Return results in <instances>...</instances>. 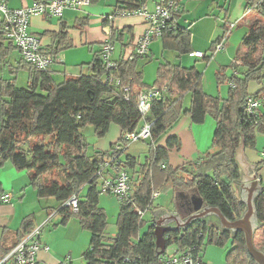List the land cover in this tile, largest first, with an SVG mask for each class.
<instances>
[{
  "label": "trees",
  "instance_id": "obj_1",
  "mask_svg": "<svg viewBox=\"0 0 264 264\" xmlns=\"http://www.w3.org/2000/svg\"><path fill=\"white\" fill-rule=\"evenodd\" d=\"M176 1L178 12L160 39L164 47L188 54L192 51L190 31L176 20L184 12L181 0ZM146 2L116 0L112 16H117V11L135 10ZM245 7L249 14L244 20L249 23L230 64L232 72L227 75L225 65L214 73L217 85H228L226 97L205 93L202 72L195 66L171 62L160 64L152 85H145L137 64L142 58L150 60L148 52H133L127 58L111 60L113 65L108 66L101 59V50L97 51L86 65L89 72L58 83L50 68L38 70L21 59L11 73L26 68L29 79L25 86H18L15 77H0V167L10 163L17 171H25L28 185L36 190L39 200H56V206L47 207L59 217L55 225L75 219L90 233V244L83 252L84 264H161L171 246L176 251L191 247L202 259L209 244L225 247L226 264H255L241 231L222 229L204 219L194 220L185 229L165 232L166 249L159 254L154 242L155 218L144 219L145 213L155 209L153 192L164 189L195 191L206 205L218 207L230 220L240 217L245 209L232 183L240 175L235 151L241 141L245 148H254L255 133L264 132V114H248L243 108L249 97L264 94V0H245ZM67 28L61 23L57 32L50 33L53 43L45 51L55 57L57 45L67 40ZM221 29L211 51L216 43L226 40L229 24L222 23ZM113 39L111 33V44ZM13 50L14 46L0 32V64ZM211 56L203 57L209 61ZM250 81L261 86L254 93L248 91ZM149 86L164 87L165 93L161 99H153L148 112L142 114L137 96ZM186 95L190 96L188 105L184 104ZM183 115L198 124L208 116L215 128L207 151L194 161L173 167L167 163L168 154L179 148L178 139L169 137L164 146L157 145V141ZM141 122L150 125V136L144 139L148 142L147 155L142 162L129 154L122 158L129 143L125 135L138 132ZM112 123L119 128L118 139L107 150L87 154L83 128L90 125L93 133L102 137ZM111 158L127 170L130 180L127 195L119 199L115 232L108 234L106 212L99 205L102 192L97 172ZM262 166L264 156L257 163V168ZM72 195L77 198L76 211L65 205ZM254 203L259 224L254 242L264 253V242H259L264 240V184ZM35 219L34 213L21 219L11 246H5L0 238V259L33 229ZM145 225L146 231L141 232Z\"/></svg>",
  "mask_w": 264,
  "mask_h": 264
},
{
  "label": "crops",
  "instance_id": "obj_2",
  "mask_svg": "<svg viewBox=\"0 0 264 264\" xmlns=\"http://www.w3.org/2000/svg\"><path fill=\"white\" fill-rule=\"evenodd\" d=\"M15 1H17L16 6H9V0H7L8 7L21 8L23 6H29L33 3L34 0H15ZM149 1L150 0H147L146 5L148 6L149 9H151L157 0H151V4L149 3ZM115 3L116 0H95L94 2H90L87 6H84L82 8L65 9L62 12V15L59 17H48L45 15H36L31 17L29 29L33 34L39 37L41 44L44 48H47L49 45L53 43L52 35L50 33L57 32L61 23L66 24V26L68 27L67 40L65 43L57 45L55 61L50 66V69L52 70V76L55 82L58 83L67 77H76L80 73L89 72L86 66L87 63L91 61L92 57L97 51L101 50L103 43L107 39L110 40L111 33L112 34L114 33V39L112 41L113 51L115 50V44L117 43V41L120 43V47H119L118 56L113 57L111 53L110 60H115L118 58H127L131 54H133L137 38L145 30L146 23L144 22L143 17L140 15L112 16L113 11L115 10ZM180 4H182L184 8L182 0L180 1ZM231 5L232 2H230V6L228 8L230 10L225 12V14L227 15L230 14L228 15L229 18H224L221 24L224 22H227L228 24L230 23L234 24V26L230 28L227 34V38L224 41V45H223V48L225 49L224 54L234 60L235 55L234 52L232 51V48H230L229 46L227 47L229 43L228 40L229 38L232 39L234 35L236 34L238 35L240 33H242L241 37H243V35L246 33L247 30L245 32L239 30L235 33H233V30L235 29L236 26L240 25L241 22H244L245 27L248 28L249 21L244 20V18L248 16L249 13H247L248 9L245 7V0H235L234 6L232 7ZM183 16L184 14L182 12V14L179 17H177L176 20L179 24L181 21L180 19ZM77 21L78 24L80 25H77ZM185 22L191 24L192 21L187 22V20H185ZM221 33H222V29L221 32L217 34V36H219ZM216 37L214 38V40L216 39ZM155 39L156 38L151 40L148 47V53L151 56L154 55L153 44ZM212 42L209 47L210 52H211ZM54 45L56 47V43H54ZM191 49L192 51L201 52L200 49H196V48L194 49V45L192 42H191ZM202 53L209 55L206 52H202ZM214 55L211 56L209 61H206L204 57L201 58L209 63L208 67L211 68L209 77L212 78V80L208 82V86H204L202 81V88L204 92L207 93L208 95L211 96L219 95L221 97H226L224 96V92H223V87L226 85L224 84L217 85L214 76L216 69L219 66H225V65L220 62H217L216 58L215 60L214 58L212 59ZM193 58H200V57H193ZM19 60H20V56L18 50L14 47V50L11 52V54H9L4 60V62L1 64L6 65V67H8L10 71H14L16 65L19 66V64H17ZM17 71L16 74L19 72ZM0 77L5 78V76H0ZM17 77L15 76L16 84H17ZM5 79H10V78H5ZM28 79H29V75L27 70L26 80L28 81ZM143 83L145 85H150L149 83L145 82L144 79H143ZM260 87L261 86L258 84L249 83L248 91L254 93ZM258 111L260 114H264V100L262 101ZM143 124L144 123L141 124V127ZM214 128H215V122L213 121V119H211L208 116L205 117L202 123L198 124L192 122L191 118L188 115H183L169 129L170 131L168 130L169 133L168 132L167 133L169 134V136L165 135V137L161 139V142L157 141V145L164 146L167 136L176 137V139H178L179 148L171 149L169 151L170 153L168 154V160H167V163L169 165L176 167L183 164L186 161L196 160L211 147ZM107 149L96 148L94 150H107ZM242 153L246 158L247 162L255 165L254 166V174L256 177L255 180H257L261 191L262 185L264 184V166L257 168V163L264 156V132L262 131L256 132L254 148L243 147ZM20 174L22 173L17 171L10 163H6L4 167L0 169V238L2 237L4 239L5 246H11L13 244L14 233L16 230L12 231L11 229L12 225H18L19 227L20 221L25 215L34 213L36 216L35 224L37 225L41 223L44 219H46L47 216L53 213L52 211L47 210V207H53L50 203H48L49 201L47 200L49 199H45V205L41 207L42 211L39 214H36L35 210L29 212V210L23 209V207L19 208L21 203L13 201V199L11 198L9 202L1 201V196L3 194L9 193L13 195L16 186L12 179H17L16 177L20 178V176L22 178L24 176ZM239 179H240V175L239 178L232 183V185L235 191V195L245 206V202L242 201L239 196V185L237 183L249 182L252 181V179L241 182L237 181ZM27 184H28V180H27ZM156 191H160V190H156ZM179 192L181 191L172 190V201H173L172 207H167L161 204H157L155 205V209H159V208L165 209L166 213L177 214L179 220H182L191 213L195 212L197 209L201 208V204L199 203V197L195 191L194 192L197 196L196 199H191L193 191H186L181 193ZM258 194L254 197V202ZM107 212L108 209L106 213ZM146 214L147 213H145L144 217L146 216ZM151 216L155 218L153 211H150V217ZM58 221H59V217L57 216V214L54 213L50 217V221L48 222V224L41 230L39 235V240L41 246H45L47 247V249L46 250L40 249L37 252L36 264H60V263L84 264L83 252L88 248L90 244V239H91L90 233L88 231L83 230L79 225L78 221L75 219H70L65 224L55 225V223H57ZM261 241L264 242L263 239H260L259 242ZM203 252H204V257L202 256L201 264H226L225 247L224 250H222L213 246H206Z\"/></svg>",
  "mask_w": 264,
  "mask_h": 264
},
{
  "label": "built area",
  "instance_id": "obj_3",
  "mask_svg": "<svg viewBox=\"0 0 264 264\" xmlns=\"http://www.w3.org/2000/svg\"><path fill=\"white\" fill-rule=\"evenodd\" d=\"M90 0H34L29 6L21 8H9L7 0H0V32L3 38L10 42L17 50L20 59L33 68L38 70H47L55 61V57L45 51L39 37L33 34L30 27L31 17L36 15H45L48 17H59L65 9H77L87 6ZM179 3L176 0H162L155 2L151 9L146 4L131 11H117V15H140L146 23L145 30L137 38L134 53L146 54L152 39L159 38L163 30L171 25L173 16L178 12ZM233 23L229 24L232 28ZM224 39L216 43L214 50L223 48ZM113 51V45L107 39L101 48V59L112 66L110 55ZM190 57L204 56L200 51H191ZM229 85H232L229 83ZM165 93L164 87L149 86L138 93L137 107L142 114H146L150 108L153 99H161ZM264 100V94L257 98L249 97L244 103L243 108L246 113L253 114L257 112ZM150 136V125L144 123L135 133H128L125 139L129 142L135 140H144ZM118 148V147H117ZM106 166L97 172L100 177V190L102 193L116 196L118 199L128 193L129 175L119 161L111 158ZM159 191H154L152 198L155 199ZM2 202L10 201V194L1 196ZM65 205L70 206L73 211L77 210V198L72 195L65 201ZM141 213V212H139ZM54 212L47 216L40 224L31 229L20 241H18L10 251L0 259V264H36V254L40 249H47L41 246L39 235L41 230L48 224L50 217ZM142 214V213H141ZM169 252L166 249L165 260L161 264H201V255L195 253L191 247L183 251H176L174 247ZM67 261V260H66Z\"/></svg>",
  "mask_w": 264,
  "mask_h": 264
},
{
  "label": "rangeland",
  "instance_id": "obj_4",
  "mask_svg": "<svg viewBox=\"0 0 264 264\" xmlns=\"http://www.w3.org/2000/svg\"><path fill=\"white\" fill-rule=\"evenodd\" d=\"M235 0H182V3L184 5L185 11L183 12L184 16L180 19V24L183 26H188L190 28V38L191 42L194 45V49H200L201 52H206L208 54L214 55L212 59L216 58L217 62H220L224 65H228L226 68V74L230 75L232 72V68L230 67L231 62L233 61L232 58H229L226 56L225 49L222 50H209L211 42L214 40V38L217 36L219 32H221V22L224 18H229L228 15L225 14L226 11L230 10L228 9L230 6V2H232V7L234 6ZM151 4V0L149 1ZM17 1L15 0H9V6H16ZM227 9V10H226ZM232 9V8H231ZM191 22L190 23H186ZM241 30L242 32H245L247 28L244 25V22H241L240 25L236 26L233 30V33ZM242 33L234 35L232 39L229 38L228 45L230 48H232V51L235 55V50L237 46L239 45L241 41ZM119 47L120 43L117 41L115 44V50L112 51V56H118L119 54ZM226 47V48H227ZM153 52L154 55L151 56L150 60L147 59H140L137 67L143 70V76L145 82L152 85L155 77H156V70L157 67L160 64H164L166 62H171L174 64H181L185 67H191L195 66L199 71L202 72V81L204 86H208V82L212 80V78L209 77V73L211 68L208 67L209 63L206 62L204 59L201 58H193L189 57L187 53L179 54L177 51L164 47L162 44V41L160 38H156L154 40L153 44ZM220 51V52H219ZM218 52V53H217ZM15 55V53H14ZM233 55V56H234ZM19 71V72H18ZM17 74L11 73L8 67L6 65L0 64V76H5V78H11V77H17V85L18 86H25L26 85V76H27V69L26 68H19ZM250 83L256 84L255 81H250ZM226 85V84H224ZM228 86L223 87L224 96L227 95ZM190 96H186L184 99V104L188 105ZM142 122L140 123V125ZM141 128V126H140ZM170 131V130H169ZM169 131L167 130L159 139L158 142H161V139L165 137V135L169 136ZM168 132V133H167ZM82 133L84 135L85 141L87 143V154H91L94 149L96 148H104L107 149L109 145L112 142H115L119 137V129L118 126L114 123L110 125V128L106 132V134L102 137H98L93 133L92 126L88 125L83 128ZM167 136V139L169 138ZM166 139V140H167ZM166 145V141L164 143ZM173 152V151H172ZM148 153V142L145 140H135L131 141L127 145V149L124 151L122 158H124L125 155H133L136 157L140 162H142L145 158V156ZM170 153V152H169ZM4 167V166H2ZM0 167V169L2 168ZM5 171V170H4ZM20 175H24L22 178L16 177L17 179H12L15 184V192H13V195L10 194V198L13 199V201L20 202V207H23V209L32 211L35 210L36 214H39L42 211V206L45 205V199L39 200L36 194V190L31 186L27 184L28 176L25 171H19ZM86 190V188H83V192ZM181 193V192H179ZM197 196L195 192L193 191L192 198L196 199ZM49 200L48 203H50L52 206H56L57 202L53 198H47ZM193 202V201H192ZM161 204L163 206L172 207L173 201H172V190L171 189H164L162 191H159V195L155 197L154 199V205ZM99 205L104 208L105 212L108 209V212L106 213L107 216V232L108 234H113L115 232V221L117 212L119 209V199L110 194L101 193L99 195ZM150 213H147L145 216V220H149ZM40 224V223H39ZM18 225H12V231L16 230ZM147 225L143 226L141 228V232L146 231ZM87 231L86 229H83ZM207 246H213L218 249L224 250V246L220 247L214 244H209ZM169 252L172 250L171 247H168L167 249ZM202 256L204 257V252H202Z\"/></svg>",
  "mask_w": 264,
  "mask_h": 264
},
{
  "label": "water",
  "instance_id": "obj_5",
  "mask_svg": "<svg viewBox=\"0 0 264 264\" xmlns=\"http://www.w3.org/2000/svg\"><path fill=\"white\" fill-rule=\"evenodd\" d=\"M243 147V141H241L239 147L235 151L236 163L240 170V179L237 181L241 182L249 179H252V181L245 183L236 182L239 185V196L241 200L245 202L246 206L241 216L234 220H230L222 214L218 207L208 206L200 198L199 203L201 204V208L182 220H179L177 214L166 213L165 209H155L153 210L156 222L154 227V242L159 254L163 253L166 249L165 232L171 229H185L194 220L204 219L209 223L218 225L222 229H228L232 232L241 231L244 235L246 250L254 263L264 264V253L255 247L253 241L254 232L259 225L254 206V197L259 193L260 186L257 180H255V165L247 162L242 153Z\"/></svg>",
  "mask_w": 264,
  "mask_h": 264
}]
</instances>
